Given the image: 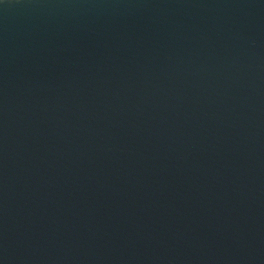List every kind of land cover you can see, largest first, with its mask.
<instances>
[{
  "label": "water",
  "instance_id": "water-1",
  "mask_svg": "<svg viewBox=\"0 0 264 264\" xmlns=\"http://www.w3.org/2000/svg\"><path fill=\"white\" fill-rule=\"evenodd\" d=\"M0 264H264V0H0Z\"/></svg>",
  "mask_w": 264,
  "mask_h": 264
}]
</instances>
